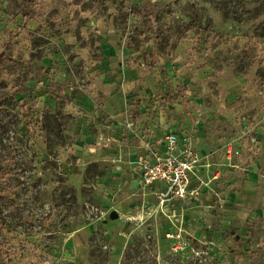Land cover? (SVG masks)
<instances>
[{
	"label": "rangeland",
	"instance_id": "1",
	"mask_svg": "<svg viewBox=\"0 0 264 264\" xmlns=\"http://www.w3.org/2000/svg\"><path fill=\"white\" fill-rule=\"evenodd\" d=\"M170 133L192 211L138 181ZM0 264H264V0H0Z\"/></svg>",
	"mask_w": 264,
	"mask_h": 264
},
{
	"label": "built area",
	"instance_id": "2",
	"mask_svg": "<svg viewBox=\"0 0 264 264\" xmlns=\"http://www.w3.org/2000/svg\"><path fill=\"white\" fill-rule=\"evenodd\" d=\"M161 142V150L141 156L138 161L142 187L150 189L160 207L188 209L201 196L191 185L192 178L198 179L201 171V158L191 147L181 145L172 133Z\"/></svg>",
	"mask_w": 264,
	"mask_h": 264
},
{
	"label": "crops",
	"instance_id": "3",
	"mask_svg": "<svg viewBox=\"0 0 264 264\" xmlns=\"http://www.w3.org/2000/svg\"><path fill=\"white\" fill-rule=\"evenodd\" d=\"M158 149L159 150H161V148H163V142H161V140H159L158 142ZM138 181H139V184L142 186V180L140 179L141 178V173H140V170H138ZM193 180H192V187H195V188H197L199 191H200V193H201V196H200V199H197V200H194L193 202H192V204L190 205V206H188L187 208H188V210L189 211H192L194 208H196L197 206H199V205H201V204H203V202H204V199H205V190L202 188V179H201V172L198 174V179L197 178H192ZM143 188V187H142ZM144 190H146L147 191V194L149 193L150 195H153L152 193H151V191H150V189H145V188H143ZM154 197H155V195H153ZM156 198V197H155Z\"/></svg>",
	"mask_w": 264,
	"mask_h": 264
},
{
	"label": "water",
	"instance_id": "4",
	"mask_svg": "<svg viewBox=\"0 0 264 264\" xmlns=\"http://www.w3.org/2000/svg\"><path fill=\"white\" fill-rule=\"evenodd\" d=\"M116 217H117V216H116ZM116 217H115V218H116Z\"/></svg>",
	"mask_w": 264,
	"mask_h": 264
}]
</instances>
